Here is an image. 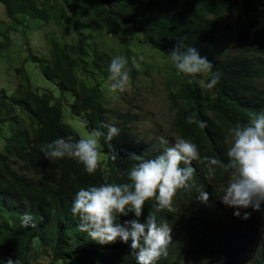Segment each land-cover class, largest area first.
<instances>
[{"label":"trees","instance_id":"trees-1","mask_svg":"<svg viewBox=\"0 0 264 264\" xmlns=\"http://www.w3.org/2000/svg\"><path fill=\"white\" fill-rule=\"evenodd\" d=\"M0 3L12 19L22 14L55 22L65 29L74 26L77 38L72 43H62L56 36H50V59L42 74L55 82L61 93H72V112L84 120L88 131L106 132L102 124L115 125L120 133L111 143L121 153L120 159L110 157L106 164L99 162L92 175L73 159H45L41 152L44 144L60 137L71 136L74 140L81 137L64 121L62 97L57 98L49 91L41 93L25 66L18 68L20 83L14 93L9 95L5 89L0 90V124L10 134L2 140L0 148V258L6 261L11 257L19 260V264H32L34 243L41 239L50 247L48 264H136L130 242L124 244L118 239L114 244L102 245L87 233H81L78 218L71 213L72 203L82 187L128 183L127 172L135 162L129 161L126 153L151 158L163 148L134 141L131 123L135 117L106 106L97 78H108L110 62L95 49V57L88 63L84 34L79 28L93 31L101 26L116 37L118 24H126L140 43L167 53L178 39L187 37L185 44L212 62L220 80L209 90L206 84L210 82V73H206L204 85L197 78L193 81L177 73L178 86L167 93L174 111L171 129L178 137L195 143L201 156H215L226 163L229 129L238 121L247 123L253 112L264 110V0H0ZM224 17L234 19V33L239 41L236 54H226L220 41ZM31 60L40 63L38 57L31 56ZM79 73L96 84L89 85ZM189 115L204 121L206 127L188 124ZM98 148L109 154L103 137L99 138ZM192 166L196 172L190 181L191 189L177 192L172 211L157 213L158 220L167 219L172 226L169 254L157 264H182V250L196 244L208 217L198 193L204 189L210 194L229 178L219 168L214 177L209 175L206 166L198 161H193ZM154 207V199L146 202L141 222ZM24 213L33 216L37 227H21ZM134 218L129 214L119 221ZM232 264L237 262L234 260ZM255 264H264V244L257 250Z\"/></svg>","mask_w":264,"mask_h":264},{"label":"clouds","instance_id":"clouds-1","mask_svg":"<svg viewBox=\"0 0 264 264\" xmlns=\"http://www.w3.org/2000/svg\"><path fill=\"white\" fill-rule=\"evenodd\" d=\"M186 39H178L175 47L165 54L178 74L193 81L202 73H210L211 79L206 87L209 90L215 88L220 80L219 72L213 71L214 66L207 57L187 46ZM138 59L142 61L143 56H133L132 64L138 66ZM128 63V59L122 56L112 58L108 68L111 92H123L129 85ZM186 120L199 128L206 127V123L194 115H189ZM101 128L107 131L92 130L78 140L71 136L57 138L44 144L41 152L49 161L73 159L83 165L87 174H95L100 161L99 138L103 137L108 144L111 159L121 158L120 151L111 143L120 130L107 123ZM158 140L161 145L169 144L163 136ZM226 142L230 145L226 163L215 156H201L195 143L180 137L151 158L126 153V158L135 162L127 172L128 183H104L82 187L77 192L71 213L78 218V230L102 245L114 244L118 239L124 244L130 242L136 264H157L168 256L172 243V226L167 219L158 220L157 213L172 211L177 192L191 189L190 181L196 172L193 161L205 165L207 173L213 177L218 168L228 175L223 186L215 187V194L224 206L235 210L233 215L236 218L248 220L251 212L247 210L259 212L264 204V110L253 112L247 123L236 122L229 129ZM198 198L206 203L209 194L202 189ZM153 199L154 209L141 222L146 202ZM129 214L135 218L126 219L123 223L119 221L120 217H128ZM20 220L21 227H37L29 213H24ZM0 264H19V260L9 257L4 261L0 258ZM202 264H208V261L204 260Z\"/></svg>","mask_w":264,"mask_h":264},{"label":"rangeland","instance_id":"rangeland-1","mask_svg":"<svg viewBox=\"0 0 264 264\" xmlns=\"http://www.w3.org/2000/svg\"><path fill=\"white\" fill-rule=\"evenodd\" d=\"M233 25L232 17H224L219 29L221 44L228 55L236 54L239 49ZM5 30L8 31V36H5ZM79 31L84 34V54L88 63L95 57V49L104 53L109 62L115 56L125 57L129 61L126 67L130 72V83L125 91L111 92L108 78H97V82L101 83L106 106L135 117L131 123L132 139L137 143L162 148L171 146L178 136L171 129L174 111L167 93L169 90L175 91L179 78L165 54L167 52H160L140 43L131 27L122 23L118 24L116 37L101 26L93 31L86 28H79ZM52 35L62 43H72L77 38L72 24L65 29L55 22L47 23L22 14H17L16 19H12L7 16L4 5L0 3V90L5 89L9 95L14 93L20 83L16 70L24 65L33 85L41 93L49 91L57 98L62 97L64 121L82 138L90 131L84 120L72 112V93H61L56 83L48 81L42 74L50 59L49 39ZM31 56L38 57L40 63L32 62ZM133 56H143L142 61L137 60L138 66L132 64ZM27 60L29 62L26 63ZM79 75L89 85L96 84L81 73ZM197 79L204 85L206 73L200 74ZM9 135V131L0 124V148H3L2 140ZM161 136L169 141L168 145L159 143L158 138ZM109 158V154L100 152V163L106 164ZM209 193L208 201L201 205L208 215L202 226L203 232L196 244L182 250V264H202L204 260L208 264H232L234 260L237 264H255L257 250L264 244V204L259 212L248 209L251 216L245 221L236 218L233 215L235 210L220 202L214 189ZM50 258V247L41 239L36 240L31 263L48 264Z\"/></svg>","mask_w":264,"mask_h":264}]
</instances>
